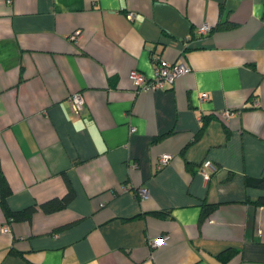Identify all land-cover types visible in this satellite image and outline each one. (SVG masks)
Instances as JSON below:
<instances>
[{
	"label": "crops",
	"instance_id": "1",
	"mask_svg": "<svg viewBox=\"0 0 264 264\" xmlns=\"http://www.w3.org/2000/svg\"><path fill=\"white\" fill-rule=\"evenodd\" d=\"M156 57L191 71L138 93L132 72L152 77ZM1 175L12 210L67 177L75 195L9 231L0 202V264H264V189L248 184L264 177V0H0Z\"/></svg>",
	"mask_w": 264,
	"mask_h": 264
},
{
	"label": "built area",
	"instance_id": "2",
	"mask_svg": "<svg viewBox=\"0 0 264 264\" xmlns=\"http://www.w3.org/2000/svg\"><path fill=\"white\" fill-rule=\"evenodd\" d=\"M128 18L130 20H133L136 16L134 12L128 13ZM212 30L211 25L209 24H203L200 26V28L197 30L199 34H208ZM81 32L76 31L71 38L74 40H77L80 36ZM191 71V67L184 64V63H170L168 61H165L164 59H161L159 57L155 58V65H154V74L152 77H147L145 74L139 72V71H133L132 72V80L135 86L136 91L139 93L141 91H154L157 89H164L167 84H172L179 76L189 73ZM209 99L208 93H204L201 96L202 101H206ZM68 103L70 104V107L74 114L80 115L86 106V101L82 93H74L72 94L69 99ZM253 106L259 107L260 101L258 98L253 99ZM240 111L238 110H230L226 109L223 111H220L219 116L222 119H230L231 117L236 116L239 114ZM132 130L135 129V127L131 128ZM171 153H164L162 154L157 161V165L161 166L163 164L168 163L172 158ZM216 169V164L211 159H206L203 161V163L200 166V171L206 178H210L211 172ZM125 190L130 189L129 185L124 186ZM139 193L142 197H147L149 192L146 187H140ZM14 221L13 217H6L4 223L2 224V229L4 231H9L11 229V223ZM163 240V236L156 237L154 239L150 240V245L152 247H155L159 245Z\"/></svg>",
	"mask_w": 264,
	"mask_h": 264
},
{
	"label": "trees",
	"instance_id": "3",
	"mask_svg": "<svg viewBox=\"0 0 264 264\" xmlns=\"http://www.w3.org/2000/svg\"><path fill=\"white\" fill-rule=\"evenodd\" d=\"M213 114H214V116L221 118L219 116V114H217V113H213ZM209 116H211V115H209ZM205 117L206 116H204V118ZM204 125H205V123H204ZM200 135H201V131L198 132L196 138H198ZM186 147H187V145L184 146L182 151H184L186 149ZM66 180H67V191L64 195L52 197V198H50L44 202H41L40 204L29 205L26 208L21 209V210H12L9 207L8 202H7V198L9 196V194L12 192V189L10 187L8 179L4 175H1V178H0V202L2 203V205L5 209L7 217H13L14 220L30 218L32 216L33 212L36 209H38V207H41L43 210H45L47 212L60 210L64 207H66V205L69 203V201H71V199L75 195L73 186L71 185V181L69 180L68 177L66 178ZM248 184L249 185H255L257 187H261L264 189V177L250 178V179H248ZM250 201H253L254 203H256L258 205H264V195H260L257 198L252 199V200L250 199ZM216 205L217 204H215V203L204 202L202 204L201 219H206L207 217H209L210 213L215 209ZM163 211L164 210H160V211L156 210V211H154V213L158 214V215H164ZM235 252H236V250H234V249H228V250L220 253L218 256L223 260H227L232 255H234Z\"/></svg>",
	"mask_w": 264,
	"mask_h": 264
},
{
	"label": "rangeland",
	"instance_id": "4",
	"mask_svg": "<svg viewBox=\"0 0 264 264\" xmlns=\"http://www.w3.org/2000/svg\"><path fill=\"white\" fill-rule=\"evenodd\" d=\"M135 14H136V13H135ZM135 18H136V16H135ZM135 18H134V19H135ZM134 19H133V20H134ZM135 71H137V70H135ZM127 185H128V184H127Z\"/></svg>",
	"mask_w": 264,
	"mask_h": 264
}]
</instances>
